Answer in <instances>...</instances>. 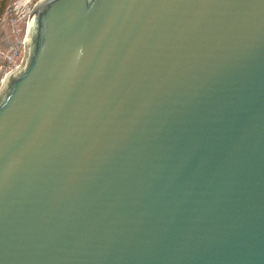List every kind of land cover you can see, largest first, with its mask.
<instances>
[{
  "label": "water",
  "instance_id": "95a60500",
  "mask_svg": "<svg viewBox=\"0 0 264 264\" xmlns=\"http://www.w3.org/2000/svg\"><path fill=\"white\" fill-rule=\"evenodd\" d=\"M0 83V264H264V0H41Z\"/></svg>",
  "mask_w": 264,
  "mask_h": 264
},
{
  "label": "rangeland",
  "instance_id": "374dc122",
  "mask_svg": "<svg viewBox=\"0 0 264 264\" xmlns=\"http://www.w3.org/2000/svg\"><path fill=\"white\" fill-rule=\"evenodd\" d=\"M40 0H0V83L18 67L28 17Z\"/></svg>",
  "mask_w": 264,
  "mask_h": 264
},
{
  "label": "bare ground",
  "instance_id": "6f19581e",
  "mask_svg": "<svg viewBox=\"0 0 264 264\" xmlns=\"http://www.w3.org/2000/svg\"><path fill=\"white\" fill-rule=\"evenodd\" d=\"M40 1H41V0H40ZM40 1H39V2H40ZM39 2H38V3H39ZM38 3H37V4H38Z\"/></svg>",
  "mask_w": 264,
  "mask_h": 264
}]
</instances>
